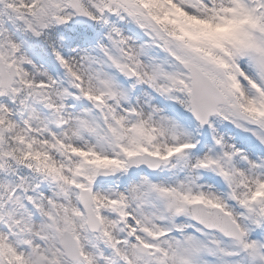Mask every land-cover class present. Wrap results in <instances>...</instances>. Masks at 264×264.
<instances>
[{"label":"snow or ice","instance_id":"6c2138e0","mask_svg":"<svg viewBox=\"0 0 264 264\" xmlns=\"http://www.w3.org/2000/svg\"><path fill=\"white\" fill-rule=\"evenodd\" d=\"M0 264H264V0H0Z\"/></svg>","mask_w":264,"mask_h":264}]
</instances>
